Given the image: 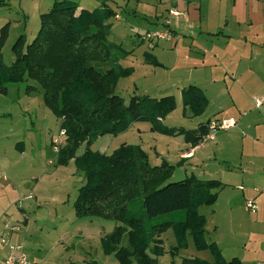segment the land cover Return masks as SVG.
I'll return each mask as SVG.
<instances>
[{
  "label": "trees",
  "instance_id": "obj_1",
  "mask_svg": "<svg viewBox=\"0 0 264 264\" xmlns=\"http://www.w3.org/2000/svg\"><path fill=\"white\" fill-rule=\"evenodd\" d=\"M103 0L99 8L87 10L68 0H54L50 10L40 15L38 32L30 44L20 36L13 45L15 61L10 67L1 62V48L7 38L8 25L0 29V94L7 82L32 81L27 90L41 94L44 106L59 121L65 132L64 144L57 154V164L73 161L82 172L72 208L76 219L95 218L120 225L100 240L105 255L114 254L118 264H157L149 256L162 254L160 235L174 232V257L186 248V236L192 238L197 251H209L213 264H241L233 258L226 262L215 243L205 241V217L201 206H212L223 187L215 180H199L193 175L168 182L173 166L165 161L151 166L148 155L135 145L120 144L111 155L91 150L98 137L117 136L134 123L150 124V132L163 136H182L192 147L200 145L212 120L199 123L193 130L168 127L162 120L175 107L173 96L154 99L133 96L128 102L115 94L119 78L133 73L119 61L128 53L109 41L115 12ZM148 65L160 66L149 53L143 54ZM184 119L199 117L207 100L194 86L181 90ZM83 151L78 155L79 148ZM184 211L182 222L150 220ZM179 220L181 217L179 216ZM150 225V226H147ZM86 264H98L90 261ZM182 264H208L199 259H183Z\"/></svg>",
  "mask_w": 264,
  "mask_h": 264
},
{
  "label": "rangeland",
  "instance_id": "obj_2",
  "mask_svg": "<svg viewBox=\"0 0 264 264\" xmlns=\"http://www.w3.org/2000/svg\"><path fill=\"white\" fill-rule=\"evenodd\" d=\"M53 1L0 0V29L8 25L7 38L1 48V62L4 67L8 68L14 63L15 53L12 48L20 36L24 37L25 44L32 42L39 29L40 15L50 10ZM68 1L76 3L87 10L99 8L103 2V0ZM126 1H129V3L128 8L124 12V3ZM141 1L143 5L138 7L135 5L137 0L106 1L108 7L118 10V12L116 11L117 13L121 11L119 20L113 17L107 20L111 27L108 39L110 42L120 45L125 51L134 50L128 57V59L132 60V63L126 60L122 65L123 67H129V64H132L136 68L135 75L118 79L115 94L123 98L125 102H128L133 96L143 94L150 97H160L165 96V94L173 97L180 96L178 109H181L180 89L187 86L189 84L187 81L190 79L185 70L182 68L171 70V67L166 69L151 68L155 71L153 74L149 68L145 69L143 67L144 62L141 54L144 50H148V44L146 40L137 42V33L142 34L151 25L146 21V18L150 14L148 9L152 6L154 0ZM135 9L137 10L135 12L137 15L132 13ZM145 34L144 32L143 36ZM148 42L154 43L151 40ZM180 58L178 57V59ZM4 86L7 91L5 94H0V217L2 218H0V240L4 238L7 245L0 242L1 251L4 255L2 264H6L9 256L8 246L14 247L31 264H86L89 261H95L98 264H118L114 254L105 255L103 253L100 240L108 234L107 232L110 233L115 226L120 224L105 222L95 218L78 220L74 216L72 203L75 200L78 189L83 184L82 172L76 170L73 161H69L65 166L57 164V155L52 153V140L58 137L60 130L59 121L44 106L41 94L27 90L29 86L36 85L30 80H25L23 82H7ZM215 108L216 104H212L204 116L191 123L184 121L181 113L178 116L177 112L174 116L175 120L169 119L165 122V125L168 127H183L185 129L197 127L199 121L202 123L207 121L208 118L213 119L212 112ZM136 127L139 128L140 126ZM130 132L125 136L119 134L120 136L117 135L115 137L112 135L98 137L91 150L111 155L120 144L125 142L121 141L122 139L134 140ZM152 137L154 138L150 141V137L147 135V142L150 141L152 147L156 145L157 149L164 152V149H166L165 143L158 140V135H153ZM63 144L64 142L61 145ZM127 144L131 145L132 143ZM110 145L112 147L108 149ZM212 145L213 140L207 141L204 145L206 147L201 150L202 153L196 156L193 167L190 168L192 170L191 173L187 172L185 174L178 166H174L173 174L168 182L183 180L192 173L197 178H201V180H207L206 178H209L210 172L217 168H223L225 163L214 160L213 154L210 160L206 161L207 147L210 149ZM23 146L25 147L24 149ZM168 146L165 151L174 152L177 147L170 142H168ZM83 149L84 147L81 146L78 153L80 154ZM153 162V157L150 156L149 163L151 166L155 165ZM33 179H36V181H33ZM28 195L32 198L26 199ZM21 207L25 212H21L22 210L18 209ZM211 209V206H203L199 209V213L209 217ZM241 215L246 221L250 222V220H253L245 213L242 214L241 212ZM25 216L29 218L31 227L28 236L30 240L28 246L13 240V236L23 234L22 222L17 221H22ZM179 216L181 220H179ZM184 219V211H179L163 218L150 220L149 223L154 224L155 221L162 220L182 222ZM65 223L67 230L66 228L63 230L60 244L58 246L54 245L61 234V226ZM223 224L226 225L228 222ZM213 227V224L208 222V225L204 228V238L207 243H212L213 238H215ZM75 231L77 232L75 233ZM243 232L244 229L240 225L236 227L234 238H231V231L228 228H222L221 247L230 253L238 254L246 241ZM85 236L88 238H85ZM159 239L161 240L160 247L163 252L159 256L149 254L152 258L165 255L167 257L169 255L170 258H175V264H180V261L185 258L201 259L205 256L204 253H198L200 251L195 250L192 238L189 235L186 236V248L180 249L174 254V257L168 254L171 248L176 247L172 229L163 232ZM70 243L73 246L78 244L80 248L75 252L66 253L65 247H68ZM258 243V246L264 251V244L262 245L264 241L259 240ZM187 245H189L188 249ZM83 249L87 253H83L85 252ZM258 258V264H264V255ZM33 259H35L36 263H34ZM159 260V264H167L163 263L165 260ZM171 261L173 262V259ZM132 264H136V262L132 260Z\"/></svg>",
  "mask_w": 264,
  "mask_h": 264
},
{
  "label": "crops",
  "instance_id": "obj_3",
  "mask_svg": "<svg viewBox=\"0 0 264 264\" xmlns=\"http://www.w3.org/2000/svg\"><path fill=\"white\" fill-rule=\"evenodd\" d=\"M128 3L129 1L124 3V12L128 8ZM153 3L148 9L150 13L148 18L144 17L151 25L144 32L169 29L172 39L154 43L147 41L148 50H144L142 57L144 53H149L160 66L148 65L142 59L143 67L149 68L153 74L155 71L151 68L171 67V70L182 68L190 79L187 81L189 84L180 89V95L181 90L188 86L200 89L207 100L205 111L201 116L193 119L182 117L184 121L191 123L200 119L212 104H216L212 112L213 119L219 122L231 120L234 123L232 128L218 131L219 133L214 136L212 147L210 149L207 147L206 161L210 160L213 154L214 160L225 164L223 168L214 169L209 173V178H206L218 181L223 187L215 190L217 200L211 206L209 217L203 215L205 217L204 228L208 222L213 224L212 230L215 232V238L212 243L216 244L224 261L228 262L237 258L241 264H258V257L264 255V251L258 246L259 240L264 241V0H154ZM135 5L138 7L143 5V2L137 0ZM112 10L115 12L113 18L119 20L121 11L117 13L118 10ZM170 10L177 11L179 15H169ZM136 11L135 9L132 12L133 15H137ZM106 24L110 25L108 22ZM144 32L137 33V42L144 40ZM133 51V49L126 51L128 55L119 61L121 67L126 60L132 63L128 57ZM178 57L181 58L178 59ZM129 65L123 68L133 69V73L129 76L131 77L135 75L136 68L132 64ZM166 96L171 95L165 94V96L151 98L160 99ZM179 98L180 96H174L176 107L162 120L164 125L169 119L175 120L174 116L177 112L178 116L182 113V108L178 109ZM254 100L262 101L259 108L255 107ZM227 113L230 115H223ZM195 128L194 126L189 129ZM128 132L132 133L134 140L122 139L121 141H125L124 144L132 143L131 145L140 147L147 153L148 159L150 156L153 157L155 166L165 161L173 167L178 166L185 174L191 173L190 168L193 167L196 156L202 153L201 150L206 147L204 145L207 143L192 147L184 142L182 136L169 137L151 133L150 124L144 122L132 124L121 135L125 136ZM147 135L150 141L153 140V135H158V140L165 143L166 149L169 147L168 142L177 147L174 152L165 151L166 149L161 152L156 145L152 147V143L147 142ZM111 147L112 145L108 146V149ZM190 175L196 177L193 173ZM248 201L255 203L256 209L253 213L245 208V202ZM201 207L198 208V212ZM18 209L25 212L22 207ZM241 212L253 220L246 221ZM17 222H22L24 232L13 236V240L28 246L31 229L29 218L25 216L22 221ZM225 222L228 224H223ZM240 225L244 229L243 236L246 241L238 254L230 253L220 244L222 228H228L232 233L230 237L234 238L236 227ZM61 228V234L54 244L57 246L60 244V237L63 235L66 223ZM85 238L88 237L85 236ZM188 247L189 245L187 249ZM65 248L66 253H70L80 247L78 244L73 246L70 243ZM1 250L0 247V264L4 260ZM205 252L209 254L206 250L198 252L205 255L199 260L213 264V257ZM168 256L155 257L157 264L160 262L159 259L165 260L163 263L175 264V258ZM33 261L36 263L35 259Z\"/></svg>",
  "mask_w": 264,
  "mask_h": 264
},
{
  "label": "built area",
  "instance_id": "obj_4",
  "mask_svg": "<svg viewBox=\"0 0 264 264\" xmlns=\"http://www.w3.org/2000/svg\"><path fill=\"white\" fill-rule=\"evenodd\" d=\"M169 15L177 16L179 15V13L177 11L170 10ZM171 39H172V35L169 29H161L158 31L147 32L144 36V40L146 41L151 40L152 42H157L161 40H171ZM261 102H262L261 100H254L255 107L259 108L261 105ZM233 125L234 123L231 120L221 121V122L215 121V120L211 121L208 126V133L203 138V141L201 144H203L204 142L213 140L215 133H217L218 131L219 132L226 131L232 128ZM61 138H63V140H61ZM64 141H65V132L64 130L60 129L58 132V137L53 138L52 140V153L57 155L60 147L62 146L61 144ZM31 198L32 197L30 195L26 197V199H31ZM245 208L247 209V211L253 213L256 209L255 203L253 201H248L245 203ZM0 242H2L4 245H7V242L5 241L4 238H2ZM8 248H9V256L7 258L6 264H31L25 259L23 255H20L14 247L8 246Z\"/></svg>",
  "mask_w": 264,
  "mask_h": 264
}]
</instances>
